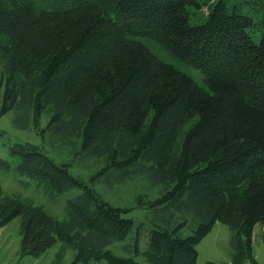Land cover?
Returning a JSON list of instances; mask_svg holds the SVG:
<instances>
[{
  "label": "trees",
  "instance_id": "1",
  "mask_svg": "<svg viewBox=\"0 0 264 264\" xmlns=\"http://www.w3.org/2000/svg\"><path fill=\"white\" fill-rule=\"evenodd\" d=\"M148 41L198 70L205 89ZM12 111L15 128L74 140L100 162L90 183L144 176L161 190L137 198L152 213L148 264H196L216 222L232 233L231 264H260L252 235L262 225L264 243V0H0V117ZM9 150L14 170L49 198L81 191L58 221L0 188V227L19 219L20 258L59 243L75 250L72 264H139L108 250L132 232L129 209L104 202L39 146ZM0 169L12 167L0 159ZM61 253L52 264H62Z\"/></svg>",
  "mask_w": 264,
  "mask_h": 264
},
{
  "label": "rangeland",
  "instance_id": "2",
  "mask_svg": "<svg viewBox=\"0 0 264 264\" xmlns=\"http://www.w3.org/2000/svg\"><path fill=\"white\" fill-rule=\"evenodd\" d=\"M213 1L210 3L212 4ZM192 10H190L191 12ZM202 21L197 15L191 16V25H198ZM250 33V32H249ZM143 45L161 62L175 67L188 75L200 87L204 88L202 74L190 67L179 63L165 50L152 41L143 42ZM15 112H9L0 117V159L11 164L8 172L0 169V188L2 197L19 196L31 200L36 206L42 207L48 215L58 221L66 220V203L75 199L81 193L80 190H72L55 198H49L41 187L25 176L19 175L15 170L17 158L9 150L13 144H31L43 148L45 153L58 164L69 165V173L73 177L80 178L100 196V198L114 208L129 209L124 217L134 222L133 230L127 239L121 243H114L109 251L121 258H131L139 264H148L143 256L147 250V234L150 229L152 213L150 210L137 207V198L153 200L160 196L158 188H153L144 176H137L129 182L119 185L109 184L100 180L90 183L103 166L94 159L81 156L80 144L73 140V144H63L47 135L40 136L32 126L28 129H18L13 125ZM48 119L43 115L40 119V128L46 127ZM262 225H257L253 230L252 248L253 258L257 263L264 264V243L260 241ZM136 231H139V255H135L131 247L134 244ZM191 229L186 228L181 232L182 237L190 236ZM232 233L228 227L216 222L211 233L205 237L196 247L198 258L196 264L213 262L216 264H231L233 249L231 246ZM21 235L19 232V219H12L9 223L0 227V264H52L57 253L64 254L62 264H72L76 255L74 249L61 250L62 245L56 243L43 256L39 258H20ZM90 264H106L105 261ZM245 264H249L246 262Z\"/></svg>",
  "mask_w": 264,
  "mask_h": 264
}]
</instances>
